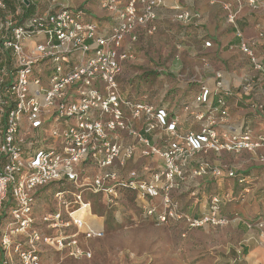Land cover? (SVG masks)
Listing matches in <instances>:
<instances>
[{"label": "built area", "instance_id": "2783aa9c", "mask_svg": "<svg viewBox=\"0 0 264 264\" xmlns=\"http://www.w3.org/2000/svg\"><path fill=\"white\" fill-rule=\"evenodd\" d=\"M58 1L18 0L19 7L35 6L30 15L23 16L22 8L11 14L5 0H0V12L7 13L0 17V211L7 199L13 206V228L2 238L3 249L11 246L9 235L27 230L31 231L28 243L34 248L40 240L38 231L32 229L36 194L52 184H71L100 196L107 206L116 204L122 190L132 191L144 215L158 224L182 222L190 229L227 225L230 220L221 214V205L229 201L228 195L211 197L207 212L193 217L179 210L171 192L188 175L186 166L195 155L255 152L264 147V137L253 139L250 131L218 133L215 127L227 116L224 99L218 101V119L209 110L199 132L178 136L176 121H169L164 109L125 101L117 85L122 64L131 57L123 48L125 42H136L141 31L155 32L152 23L164 0H102L101 8L114 18L108 29L89 21L83 9ZM257 1L237 0L238 10L243 2L253 6ZM225 9L227 22L233 24L236 12L229 6ZM175 11V20L186 26L198 18L180 6ZM204 45L209 47L210 42ZM239 50L264 75V56L257 58L243 41ZM250 88V84L242 87L245 93ZM208 97L209 90L202 87L195 102L206 104ZM127 115L130 121L144 118L146 132L161 129L167 133L165 147L151 146L141 138L130 128ZM195 119L202 121L205 114ZM123 133L143 147L142 157L157 156L161 165L123 172L135 156V145H125ZM190 176L219 178L235 173L226 164L213 166L203 160ZM75 198L78 207L68 212V221L63 222L57 212L42 218L43 223L51 230L74 227L87 238L100 237L101 231L76 215L82 208L89 212V203L82 202L80 194ZM247 226L264 237L263 220ZM42 240L53 244L50 238ZM56 244L62 246L57 240ZM19 257L22 264H38L33 252Z\"/></svg>", "mask_w": 264, "mask_h": 264}, {"label": "crops", "instance_id": "0c3cea01", "mask_svg": "<svg viewBox=\"0 0 264 264\" xmlns=\"http://www.w3.org/2000/svg\"><path fill=\"white\" fill-rule=\"evenodd\" d=\"M5 2L11 14L22 8L23 16H26L35 8L34 5L19 7L18 0ZM58 2L83 9L86 18L96 22L100 27L108 29L114 24L113 15L101 8L102 0ZM177 6H180L181 10L198 14V18L187 26L177 22L174 17ZM226 6L236 12L233 24L227 22ZM6 14L0 12V17ZM156 14L157 18L152 23L156 28L153 34L148 35L141 31L137 34L136 42L132 44L125 42L123 48L128 50L131 57L122 64L116 80L117 85L120 90V76L124 66L133 60L138 43L143 38L158 43L161 47L171 45L173 58L169 64L160 65L161 68L156 64L155 68L150 67L147 70V74L153 77L152 74L157 73L156 79L171 78L174 83L171 86H164L158 99L144 97L142 100L134 95L127 99L120 90L122 98L131 104H145L154 109H164L168 120L176 121L178 136L188 132H199L209 115L207 113L209 110L212 111L211 115L218 119V101L224 99L227 116L215 127L218 133L241 135L250 131L253 139L264 137V115L260 108H264V75L254 70L249 58L239 50L241 41L246 42L254 55L263 59L264 0H258L253 6L243 2L239 10L237 0H216L214 3L207 0H164V6L158 8ZM205 42H210V46L205 47ZM245 84L251 86L248 93L242 89ZM202 87L209 90L206 104L195 102ZM198 114H205V119L196 120ZM127 116L129 120L131 117ZM130 120V128L141 138L147 139L151 146L161 149L165 147V141L169 137L167 133L161 129L146 132L144 118ZM122 140L125 145H135V156L128 163L131 165L130 170L142 172L145 168L154 170L161 165V160L157 156L142 157L143 147L136 143L135 138L127 137L123 133ZM203 160L213 166L227 162L225 164L234 170L235 176L192 178L190 173L197 163ZM237 161L240 163L237 164ZM186 171L188 175L183 181H179L177 189L171 192L172 199L177 202L182 213L200 217L207 212L211 197L229 196V201L221 205V214L230 220L229 225L241 235L237 246L221 257L217 264H264V237L259 236L257 229H249L247 226L257 218L264 220V147L258 148L255 152L243 150L238 154L232 152L197 154L189 159ZM123 172L126 173L127 169ZM12 207V203L7 199L0 211V264H20L22 262L19 254L32 253L31 245L28 243L30 230L24 234L9 235L11 246L8 250L3 249L2 238L13 228L10 215ZM188 211L193 213L190 215ZM47 229L48 227L43 229L44 234L48 232ZM44 249L47 247L44 246ZM49 253L51 254V250Z\"/></svg>", "mask_w": 264, "mask_h": 264}, {"label": "rangeland", "instance_id": "374dc122", "mask_svg": "<svg viewBox=\"0 0 264 264\" xmlns=\"http://www.w3.org/2000/svg\"><path fill=\"white\" fill-rule=\"evenodd\" d=\"M60 2L65 3L64 0ZM171 54L170 44L161 47L158 43L141 39L133 60L126 63L120 76L123 96L127 99L133 95L142 100L144 97L158 99L164 86H171L174 82L171 78L151 77L147 70L155 68L156 64L158 68L169 64L173 58ZM128 163L123 168L127 172L131 166ZM57 193H62V198H56ZM75 194L81 195L82 202L89 203L91 214L86 217L82 208L76 215L82 216L102 235L87 238L82 230L74 227L48 228L44 234L47 223H43L42 218L58 212L63 222L68 221V212L76 211L78 207ZM95 196L71 184H52L37 192L32 227L38 231L40 240L34 243L31 251L38 264H217L239 242L241 233L230 223L193 229L182 222L158 224L144 215L132 191L122 190L113 206H107L101 197ZM98 206L103 208L100 215L93 212ZM188 213L191 215L193 211ZM44 237L50 238L53 244H44ZM56 240L62 246L56 244Z\"/></svg>", "mask_w": 264, "mask_h": 264}, {"label": "trees", "instance_id": "16d2710c", "mask_svg": "<svg viewBox=\"0 0 264 264\" xmlns=\"http://www.w3.org/2000/svg\"><path fill=\"white\" fill-rule=\"evenodd\" d=\"M153 75V77H155V76H157V73H153L152 74ZM95 196V195H94ZM95 197H97V198H99L100 196H98V195H96ZM93 212L95 213V214H102L103 213V208L101 207V206H98L97 208H94L93 209ZM84 214H85V216L86 217H88V215H91L88 211H86V209L84 208ZM111 216V215H110ZM259 221H261V219L260 218H257V219H255V220H252L250 223H256V222H259ZM264 221V220H263Z\"/></svg>", "mask_w": 264, "mask_h": 264}]
</instances>
